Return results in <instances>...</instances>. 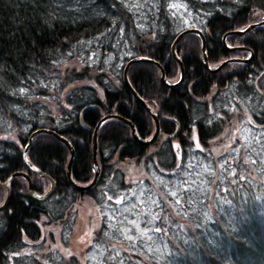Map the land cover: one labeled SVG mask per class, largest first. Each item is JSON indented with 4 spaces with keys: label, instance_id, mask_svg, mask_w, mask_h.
I'll list each match as a JSON object with an SVG mask.
<instances>
[{
    "label": "trees",
    "instance_id": "16d2710c",
    "mask_svg": "<svg viewBox=\"0 0 264 264\" xmlns=\"http://www.w3.org/2000/svg\"><path fill=\"white\" fill-rule=\"evenodd\" d=\"M261 14L264 0H0V202L7 175L27 170L21 150L33 128L59 132L74 153L70 182L67 145L48 133L34 136L27 156L54 187L36 199L23 177L11 178L0 209V264H64L56 247L41 249L42 225L66 242L71 206L83 196L100 222L84 264H264V193L251 172L255 153L264 158V28L228 33ZM187 25L202 31L209 68L249 49L251 58L210 71L191 32L174 44L180 83L163 84L150 61L131 63L128 82L155 111L159 132L142 144L127 123L104 121L96 133L98 177L89 189L74 186L93 176L91 135L100 108L115 104L140 139L150 136L153 118L124 85L122 66L128 56L145 55L175 80L170 44ZM222 35L249 49H226ZM228 128L224 150L214 153L209 141ZM120 161L141 165L146 175L125 179ZM28 173L42 193L49 181Z\"/></svg>",
    "mask_w": 264,
    "mask_h": 264
},
{
    "label": "rangeland",
    "instance_id": "374dc122",
    "mask_svg": "<svg viewBox=\"0 0 264 264\" xmlns=\"http://www.w3.org/2000/svg\"><path fill=\"white\" fill-rule=\"evenodd\" d=\"M149 38L150 36H146ZM145 37V38H146ZM151 41V37L149 38ZM54 108V107H52ZM235 129H233L234 131ZM10 135V134H9ZM14 135V134H13ZM11 135V136H13ZM226 135H232L231 129H225L224 132L222 133V137H214L211 141H209V146L213 150L214 153L218 154L221 151L224 150V146H226L227 142V136ZM222 143H225L221 145ZM262 154H257L255 153L254 156V162L258 163L257 167H254L253 170L251 171L254 175H258L260 177V187L261 191L264 193V175L262 172L264 171V158L261 156ZM258 158V161H257ZM119 166L125 167L127 169V172L125 173V179H130L133 180L134 178L137 177H142L145 176L146 174L143 172V167L137 163H134L133 161L128 162V161H120L118 163ZM207 171L208 167L206 166ZM205 171V166L201 165L200 166V174H203ZM208 174H205L206 176ZM177 184L180 183V179L176 180ZM186 181L182 180L181 186L183 183ZM71 211L73 212V223L71 226V230L69 235L66 238V242L57 241L58 235L56 232H53L52 236L48 235L45 231L48 228L50 229L51 227L49 224H45V229L44 226L42 225V236L40 237L41 241V249H44L45 247H56L57 251L61 255V261L64 264H67L69 260V255L73 254L75 259H76V264H84V253L87 245L90 242V237L92 234V231L98 229L99 227V217L95 211L93 202L89 200L88 197L83 196L76 200L72 206H71ZM71 212V213H72ZM243 217V216H242ZM245 219V218H243ZM26 247V246H24ZM24 247H19V250L21 252L22 249H25Z\"/></svg>",
    "mask_w": 264,
    "mask_h": 264
},
{
    "label": "water",
    "instance_id": "95a60500",
    "mask_svg": "<svg viewBox=\"0 0 264 264\" xmlns=\"http://www.w3.org/2000/svg\"><path fill=\"white\" fill-rule=\"evenodd\" d=\"M263 21H264V15H262L257 21L247 24V25H246L245 27H243L242 29H238V30H235V31L233 30V32L241 33V32H243L244 30H247L248 28H250V27H252V26H255V25H259V24H261ZM186 32H195V33H197V34L199 35V37H200V46H201V57H200V60H201V62L203 63V65H204L207 69H209L210 71H215V70H217V69H218L220 66H222L225 62L231 60V59H225V60L221 61L218 65L209 68V67L207 66V61H206L205 52H204V43H205V41H204V37H203L202 32L199 31L197 28H191V27H189V28L183 29L182 31H180V32L175 36L173 42H175V41L177 40V38H178L181 34L186 33ZM228 32H230V31H228ZM223 37H224V35H222L221 39H222L223 44L225 45V42L223 41ZM172 44H173V43H172ZM225 47L228 48V49H230V47H227L226 45H225ZM172 48H173V45H171V49H172ZM174 56H175V54H174ZM175 58L177 59L178 64H179V66H180V77H181V73H182V65H181L180 60H179L176 56H175ZM135 60H144V61H151V62H153V63L156 64V66L159 68V71H160V76H159V78H160L161 82L164 83L165 85H168V86L173 85V83H168V82L165 81V78H164V75H163V70H162L161 66L159 65V63H158L156 60H154V59H152V58H149V57H145V56H134V57H131V58H129V59L126 61L125 65H124V67H123V71H122L123 81H124L126 87L131 91V93H132V95L135 97V99H136V100H137V101H138V102H139V103H140V104H141V105L147 110V112L152 116V118H153V120H154V131H153L152 135H151L148 139H140V138L137 136V133H136V130H135V127H134L133 123H132L129 119H127V118H125V117H123V116H121V115H118L117 113H108V114H104L102 117H100V118L96 121V123H95V125H94V127H93V130H92V136H91V141H92V165H93V177H92V179H91L87 184L80 185V184H75V183H73L74 186H76L77 188H79V189H81V190H84V189H88V188H90V187L95 183V180H96L97 175H98L99 168H98V163H97L96 158H95V136H96L97 128H98L100 122H101L103 119H105L106 117H109V116H113V117H115V118H118V119H120V120H123L124 122H126V123L130 126V132H131L132 137H133L136 141H138V142H140V143H142V144H148V143H150V142L153 140V138L156 136V134H157V131H158V121H157V117H156L154 111H153L149 106H147L146 103H145V102H144V101H143V100L137 95V93L132 89L131 85L129 84V82H128L127 78H126V68H127V66L129 65L130 62L135 61ZM243 60H245V59H243ZM42 131H47V132L51 133L53 136L57 137L58 139H60L61 141H63V142L67 145V147H68V149H69V157H68L67 164H66V175H67L68 180H69L70 182H72L71 177H70V163H71V159H72V156H73V149H72L71 145L67 142V140H66L63 136H61V134H59L58 132H56V131H54V130L47 129V128H43V127L36 128V129L33 130V131L29 134V136H28V140H27V142H26V144H25V146H24V148H23V151H22V157H23L24 163L26 164V166H27L30 170H32L33 172H35L36 174H38V175H40V176H44V177H46V178L49 179V181H50V186H49V188H48L43 194H39V195H37V194H35V192L33 191V186H32L31 180H30L29 176L27 175V173H25V172H23V171H19V170L14 171V172H12V173H10V174L8 175V177H7L6 181H5V185H6L7 193H6V197H5L4 201L0 204V208L6 203V201H7V199H8V196H9V194H10L9 179H10L12 176H14V175H21V176H23V177L26 179L27 189H28L29 193H30L33 197H35V198H37V199H41V198H43L44 196H46V195L52 190V188H53V184H54L52 178H51L48 174H46L45 172L41 171L40 169H37V168H36V167H35V166H34V165H33V164L27 159V157H26V153H25V152H26V149H27V147H28V145H29V143H30V141H31V139L33 138V136H34L37 132H42Z\"/></svg>",
    "mask_w": 264,
    "mask_h": 264
},
{
    "label": "flooded vegetation",
    "instance_id": "af4514ba",
    "mask_svg": "<svg viewBox=\"0 0 264 264\" xmlns=\"http://www.w3.org/2000/svg\"><path fill=\"white\" fill-rule=\"evenodd\" d=\"M250 58H251V57H250ZM250 58H249V59H250Z\"/></svg>",
    "mask_w": 264,
    "mask_h": 264
},
{
    "label": "snow or ice",
    "instance_id": "6c2138e0",
    "mask_svg": "<svg viewBox=\"0 0 264 264\" xmlns=\"http://www.w3.org/2000/svg\"><path fill=\"white\" fill-rule=\"evenodd\" d=\"M178 147V146H177Z\"/></svg>",
    "mask_w": 264,
    "mask_h": 264
}]
</instances>
